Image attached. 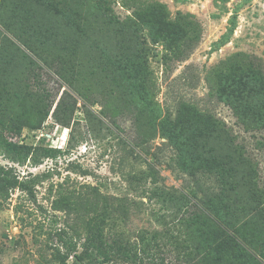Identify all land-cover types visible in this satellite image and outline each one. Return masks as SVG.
I'll return each mask as SVG.
<instances>
[{
    "label": "rangeland",
    "instance_id": "obj_1",
    "mask_svg": "<svg viewBox=\"0 0 264 264\" xmlns=\"http://www.w3.org/2000/svg\"><path fill=\"white\" fill-rule=\"evenodd\" d=\"M80 1L75 8L85 10L82 18L61 5L56 10L32 2L21 9L22 0H0V17L5 19L1 9H16L18 24L25 27L18 26L27 28V37L37 45L47 43L52 52L38 51L40 56L31 53V58L53 100L45 118L32 111L33 98L13 100L7 112L13 129L4 138L30 153L16 163L0 152V165L12 168L19 179L47 177L35 187L34 199L15 190L0 203V264H60L56 249L63 254L66 246L58 234L63 232L81 252L85 224L102 220L104 234L137 250L140 264H205L194 251L198 233L187 225L186 213L149 198L156 186L185 195L213 186L211 180L192 178L179 168L160 123L173 119L180 101L211 112L257 164V182L264 189V128L245 132L230 109L209 96L205 79L209 69L239 53L261 61L264 70V0H139L157 3L168 20L188 24L190 31L177 51L184 57L179 59L164 41L150 38L133 0L130 7L120 0H100L103 9H97L95 0ZM176 34L170 32L173 38ZM127 60L138 62L140 73L150 78L137 103L147 96L152 109L141 115L139 104L124 101L130 95L106 79L122 83L118 66ZM15 67L12 63L10 68ZM60 67L64 81L54 73ZM65 92L75 100L67 126L53 115L61 96L71 103ZM45 148L60 153L56 159L45 158ZM36 159L40 163L34 165ZM152 169L156 182L148 175ZM61 197L71 202L69 208L60 204L55 210ZM72 262L69 257L65 264Z\"/></svg>",
    "mask_w": 264,
    "mask_h": 264
},
{
    "label": "trees",
    "instance_id": "obj_2",
    "mask_svg": "<svg viewBox=\"0 0 264 264\" xmlns=\"http://www.w3.org/2000/svg\"><path fill=\"white\" fill-rule=\"evenodd\" d=\"M58 1L22 0L21 9L30 8L32 2H35L39 5L44 3L56 10L61 5L77 18H82V14L86 13L82 8H75L78 0ZM120 1L123 6L130 7L128 3L132 0ZM133 1L137 18L149 30L150 38L164 41L173 57H184L179 56L181 52L178 54L177 51L184 33L190 31L188 24L168 20V13L157 3ZM80 2L84 5V0ZM95 4L97 9L104 8L100 0H95ZM1 10L5 19L0 17V152L10 161L19 163L20 160H26L30 150L4 138L3 134L12 128V120L7 112L13 100L23 98L33 101V98L32 111L41 114V118L48 115L53 100L35 73V68L40 69V66L34 67L36 63L31 53L40 56L43 52L47 55L52 52L45 48L47 43L37 45L27 37V28L18 26L23 25L18 24L21 21L16 16V9L6 7ZM172 31L177 32V38L170 36ZM47 48L52 49V46ZM254 59L240 53L233 54L209 69L205 76L209 96L227 106L236 124L245 132L264 128V70L261 61L255 62ZM12 63L16 65L15 69L10 68ZM137 67L138 62L127 60L118 66L122 72V83L108 76L106 79L112 86L122 89L121 94L130 95L129 101H124L139 104L137 101L143 88H148L150 78L140 73ZM54 73L60 79H65L61 67ZM75 91L84 97L76 88ZM65 93L71 100L70 94ZM74 103V99L67 103L62 96L57 101L53 115L61 125H69ZM151 104L152 99L144 97L139 104L138 114L152 109ZM174 113L172 120L161 121V136L172 145L178 166L183 172L192 178L201 175L211 180L213 186L200 193L197 189L191 190L188 195L156 186L149 191V198L166 206L170 204L177 211L186 213L187 225L196 227L198 233L194 251L203 255L205 264H264V189L257 182V164L246 155L244 146L236 141L230 128L211 112H202L191 102L180 101ZM58 153L59 150L45 148L41 154L45 158L56 159ZM33 163L37 165L40 162L36 159ZM156 173L152 169L148 174L152 182H156ZM46 177L44 174L19 179L12 168L0 165V203L6 202L15 190L34 199L35 187ZM70 203L67 198L61 197L53 207L58 210L60 204H64L69 208ZM104 224V220L85 224L81 252H77L76 244L65 239L63 232L59 233V239L66 246L63 254L56 249L60 264H65L69 257L73 258L72 264H140L137 250L127 243L106 236L103 232Z\"/></svg>",
    "mask_w": 264,
    "mask_h": 264
}]
</instances>
